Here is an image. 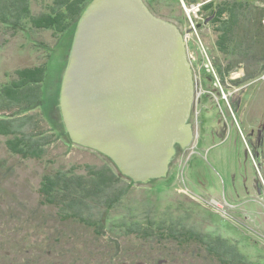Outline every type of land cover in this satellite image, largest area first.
<instances>
[{"label":"rangeland","instance_id":"374dc122","mask_svg":"<svg viewBox=\"0 0 264 264\" xmlns=\"http://www.w3.org/2000/svg\"><path fill=\"white\" fill-rule=\"evenodd\" d=\"M30 1L29 14L37 16L38 22H42L48 10V13H56L61 3L59 0ZM225 1L145 0L154 14L180 29L187 41L193 68L202 74L200 77L194 74L195 94L189 119L194 138L189 146H176L165 176L146 183L120 179L118 168L108 158L93 149L71 144L62 133L57 95L75 29L68 28L62 33L56 32L58 27L54 28L55 33L47 28L33 29L36 32L33 31L31 37L41 39L43 34V42H48L44 46L38 43L34 50L24 45L29 40L33 42L27 31L13 33L11 28L4 32L0 29V83L12 78L13 71L20 66L47 61L45 81L41 84L43 96L37 107L44 114V119L39 121V130L51 142L44 146L45 152L39 155L40 158L22 159L10 153L5 136L0 135V242H5L0 245V264H25L31 260L36 254L37 226L43 222L53 224L52 220L48 222L43 218L54 217L56 208L39 203L38 190L44 173L62 170L68 175L83 174L84 178L89 167L103 169L104 166L117 177V186L128 189L125 197H118L111 208H106L107 223L116 228L119 224L127 228L136 221L143 225L147 219L155 225L165 224L171 216L178 214L186 225L192 224L193 229L203 233L205 238L220 235L233 243L231 245H236L249 264H264V191L258 190L260 186L264 190V183L262 185L260 181L264 178V156L261 147L253 142V133L264 122V72L237 88L229 86L230 89H223L219 82L217 84L207 76L211 73H208L207 64L212 61L211 56L217 55L213 49L218 26L215 20L205 21V15L210 11L207 4ZM64 15L69 16L67 12ZM243 74L242 66L230 72L233 79ZM36 112H32L35 119L40 117ZM7 116L10 114L0 115V121ZM32 123L34 121L29 123V128L35 130ZM210 133H215L216 137L210 139ZM198 142L202 146L200 150ZM210 143L213 145L208 146ZM256 162L263 164L260 166L263 175L257 172ZM254 181L260 182L259 186ZM103 201L101 204L96 199L94 212L105 209V197ZM86 213H89L87 209ZM121 240V244L130 250L128 254L119 251L111 259L108 250L103 251L105 245L92 243L88 248L90 255L86 253L81 261L73 263L70 256H64L63 262L58 264H156L154 261L160 254L165 255L161 258L168 259V264H220L204 258L201 255L204 250L199 249L198 254L191 250L175 251L173 242H161L170 246L166 253L158 249V242L153 238L140 241L143 245L130 238L122 237ZM53 259H48V264H53ZM86 259L89 263H85ZM33 263L31 260L28 264Z\"/></svg>","mask_w":264,"mask_h":264},{"label":"trees","instance_id":"16d2710c","mask_svg":"<svg viewBox=\"0 0 264 264\" xmlns=\"http://www.w3.org/2000/svg\"><path fill=\"white\" fill-rule=\"evenodd\" d=\"M59 1L61 3L57 12L48 13V10L42 22H38L37 16L29 14L30 0H0V29L4 32L11 28L13 33L27 31L30 37L33 29L47 28L53 33H55L54 28L57 27L59 30L56 32L60 33L68 28L75 29L91 0ZM207 6L210 11L208 15H205V21L215 20L218 24L213 49L217 55L211 56V62L221 77L222 83L242 84L260 76L264 72V0H226L223 4L209 2ZM66 12L69 14L68 17L64 15ZM31 38L33 42L29 40V43L24 45H28L33 50L38 43L41 44L40 46L48 45V42H43L45 41L43 34L41 39L34 36ZM241 66L244 69L243 76L233 79L230 72ZM46 72L47 61L41 60L39 63L34 62L31 65L18 67L13 71L12 78L0 83V115L10 114L1 118L0 135L5 136V143L10 153L22 159L40 158L39 155L45 152L44 146L51 143L45 133L39 130V121L44 119V114L37 107L43 96L41 84L45 81ZM58 97L59 94L57 103ZM32 112H36L40 117L35 119ZM58 112L60 119L62 118L60 109ZM31 121H34L32 124L35 125V130L29 128ZM61 126L62 133L66 134L71 144H76L70 139L62 120ZM49 128L52 129L50 126ZM102 155L113 162L108 156ZM106 168L110 169L108 166H104L103 169L89 167L88 175L84 178L83 174L68 175L62 170L44 173L38 190L39 203L53 206L57 211L54 217L43 218L48 222L52 220V226L43 222L36 228L34 246L36 254L31 259L34 260L33 264H48V259L51 257H54L53 264H58L63 262L64 256H70L73 263L81 261L86 253L90 255L88 248L92 243H98L103 247L105 245L103 251L107 249L110 258L114 259L119 251L124 255L130 251L121 244L122 237L130 238L135 242L139 241L140 245H143L140 241L144 242L153 238L155 242H158V249L166 253L170 246L161 242H173L175 251L191 250L192 253L198 254L199 249L204 250V253H201L204 258H208L209 261H218L220 264L250 263L237 250L236 245H231L233 243L225 241L220 235L205 238L203 233L193 229L192 224L186 225L178 214L171 216L165 224L155 225L154 221L147 219V223L143 225L136 221L127 228L122 224L117 225L119 228H116L114 224L107 223L105 216L108 209L106 208H111L118 197L119 199L125 197L128 189L117 186V177L111 169ZM118 172L120 179L127 178L133 183L136 182L119 170ZM104 197L107 200L105 209L94 212L97 206L94 205L96 199L102 204ZM86 209L89 213H86ZM35 210L39 211L38 208ZM188 214L189 212L185 216ZM152 224L154 227L151 226ZM128 229L131 231L128 232ZM4 243L0 242V245ZM163 256L165 255H158L157 261L154 262L168 264V259L161 258ZM31 260L28 259L25 264ZM25 261L24 259L23 262ZM85 263H89L87 259Z\"/></svg>","mask_w":264,"mask_h":264},{"label":"water","instance_id":"95a60500","mask_svg":"<svg viewBox=\"0 0 264 264\" xmlns=\"http://www.w3.org/2000/svg\"><path fill=\"white\" fill-rule=\"evenodd\" d=\"M194 74L182 32L145 0H91L61 82L65 129L133 181L163 177L193 139Z\"/></svg>","mask_w":264,"mask_h":264},{"label":"flooded vegetation","instance_id":"af4514ba","mask_svg":"<svg viewBox=\"0 0 264 264\" xmlns=\"http://www.w3.org/2000/svg\"><path fill=\"white\" fill-rule=\"evenodd\" d=\"M192 64H194L193 63V61H192ZM194 66V65H193ZM196 69V68H195ZM214 72H215V74H211V73H209V74H207V76H208V78L210 79V80H214V81H216V83L218 84V82L223 86V89L224 88H226V89H230V87L229 86H232L233 88H237L238 86H240L239 84H236V83H231V82H227L226 83V85L225 84H223L222 83V79H221V77L217 74V71H216V69H214ZM196 75L197 76H202V74L201 73H199L198 71H197V69H196ZM233 78V77H232ZM216 84V85H217ZM228 84H230V85H228ZM243 84V83H242ZM235 117V116H234ZM236 119V118H235ZM261 128L258 130V131H256V132H254L253 133V142H254V144L256 145V146H259V147H261V149H262V153H263V156H264V122L262 121V123H261ZM231 133V132H230ZM230 135V134H229ZM209 137H210V139H212V138H215L216 137V134L215 133H210V135H209ZM193 138H194V136H193ZM196 145V144H195ZM211 145H213L212 143H210V144H208V146H211ZM189 146V145H188ZM198 147H199V150H200V148H202V146L200 145V143L198 142ZM204 147V146H203ZM196 151V150H195ZM255 157V156H254ZM263 165V164H262ZM261 164H258L257 162H256V169H257V172L259 171V174H261V175H263L262 174V172H261V169H260V166H262ZM264 178H262V180H260L261 181V184L263 185V183H264V180H263ZM258 181V180H257ZM257 181H254V182H256V184H257ZM259 184H260V182H259ZM259 184H257L258 186H259ZM258 190L260 191V192H263L264 190H263V188L260 186V188L258 187Z\"/></svg>","mask_w":264,"mask_h":264},{"label":"built area","instance_id":"2783aa9c","mask_svg":"<svg viewBox=\"0 0 264 264\" xmlns=\"http://www.w3.org/2000/svg\"><path fill=\"white\" fill-rule=\"evenodd\" d=\"M191 56H192V53H191ZM207 67H208V69H207L208 72L210 71L211 73L215 74V72H214V66L212 65V62L211 61H210V63L207 64Z\"/></svg>","mask_w":264,"mask_h":264}]
</instances>
